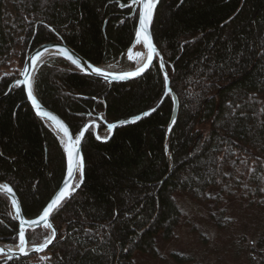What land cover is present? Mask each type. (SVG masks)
<instances>
[{
	"label": "trees",
	"instance_id": "16d2710c",
	"mask_svg": "<svg viewBox=\"0 0 264 264\" xmlns=\"http://www.w3.org/2000/svg\"><path fill=\"white\" fill-rule=\"evenodd\" d=\"M130 2L0 0V182L13 187L28 218L38 217L60 188L67 158L62 138L35 114L23 86L9 92L10 85L26 57L50 41L66 42L96 65L134 67L126 53L139 10L120 6ZM152 34L180 101L172 130L168 134L171 95L149 116L119 126L108 141H99L91 126L82 145L84 181L52 214L57 238L44 253L0 256V264L164 260L159 238L171 240L185 217L176 194L210 206L220 228L230 224L222 209L228 201L264 207V0H160ZM35 89L75 135L101 116L98 132L105 138L108 124L156 107L166 80L159 60L139 78L111 85L50 55ZM213 208L222 209L219 216ZM50 234L41 226L27 238L38 244ZM0 241H19L13 204L2 191ZM171 257L191 259L178 252Z\"/></svg>",
	"mask_w": 264,
	"mask_h": 264
},
{
	"label": "rangeland",
	"instance_id": "374dc122",
	"mask_svg": "<svg viewBox=\"0 0 264 264\" xmlns=\"http://www.w3.org/2000/svg\"><path fill=\"white\" fill-rule=\"evenodd\" d=\"M47 59L48 56L43 60ZM137 65L134 63V67L128 69H122L116 63L102 66L110 71L123 72ZM90 120L100 122L95 118ZM175 199L185 217L171 240L159 238V248L165 259L139 256L136 264H252L251 256L255 259L254 264H260L262 259L264 262V242L259 244L260 238H264V207H250L241 200L228 201L222 209L227 210L230 224L220 228L211 219L210 206L186 194H176ZM222 209L213 208L218 216ZM173 252L191 259L177 262L171 257Z\"/></svg>",
	"mask_w": 264,
	"mask_h": 264
},
{
	"label": "water",
	"instance_id": "95a60500",
	"mask_svg": "<svg viewBox=\"0 0 264 264\" xmlns=\"http://www.w3.org/2000/svg\"><path fill=\"white\" fill-rule=\"evenodd\" d=\"M160 2V0H158L157 4H156V8L153 10V15H152V21L149 25V28H148V31H149V34L151 35L152 37V42L153 44L155 45L156 47V53L153 55V59H152V63L150 64L149 68L146 69L143 73H141L140 75L138 76H125L126 73H132V72H135L137 70V68L139 67H142L143 66V63H146V58H145V61L141 64V65H138L136 66L134 69H131V70H127V71H123V72H116V71H110L106 68H104L102 65H96V64H93L92 62H90L88 59H86L84 56H82L79 52H77L74 48H72L71 46H69L66 42L62 41V40H59V41H50V42H46L42 45H40L39 47H37L35 50H33L25 59V62H24V65H23V68L21 70V73H20V76L19 78H17L11 85H10V88H9V92L16 86V85H20V86H23V88L25 89V92L27 94V99H28V102L30 103V105L32 106L35 114L46 120L47 122H49L54 128L55 130L58 132L59 136L62 138L64 137L65 138V141H66V137L64 136V133L56 126V124L49 120L47 117H44V116H41L38 114V110L37 108L35 107V105L33 104V101L29 98L28 96V85L27 84H24L23 81L27 78L31 81V85H32V93H33V96L35 97L36 99V102L40 105V110L42 111H47L49 113H51L52 115L56 116L60 121L63 122V124L68 128V131H69V134L72 136V139L73 141H75L77 139V137L79 136V133L80 132H83V136H80V143L78 145H76V148H75V153L76 155H78L79 158L82 159L83 161V167L82 169H80L79 171L75 172L74 173V178L69 180L68 178V174H67V168H68V154H67V150H66V145L64 143V148H65V152H66V158H67V168H66V174H65V177L63 179V182L60 186V188L58 189V191L54 194V196L52 197V199L55 197V195L59 192V190L64 187V184L65 182H68L70 186H74L76 185L77 183H79V186L78 187H75L74 190H71L70 189V195L65 198L62 203L70 198L76 191L77 189L80 187V185L83 183L84 181V168H85V161H84V155H83V151H82V145H83V142H84V139L88 133V130L91 126H94L95 129H94V133L97 137V139L101 142H105V141H108L109 139L112 138L115 130L119 127V126H122V125H125V124H131V123H135L139 120H135L133 121V118H129V119H126V120H120V121H117V122H114V123H110L108 124V129H109V134L107 137L105 138H101L99 136V132H98V128H99V124L100 122L98 121H94V120H90L91 118H95L97 120H101V116H98V117H91L88 122L78 131V133L75 135L70 126L66 123V121L60 117L56 112H54L53 110L49 109L48 107L44 106L38 96H37V93H36V89H35V77H36V74L40 68V66L43 64L44 62V58L46 56H50V55H59V56H62L63 58H65L66 60L67 57L63 54V52L61 51L62 49H67L69 51L70 54L73 55V58L74 59H78L80 60L81 64L85 66L86 68V71H82L80 68H78L75 64H73L70 60H68L69 62H71L74 67L80 71L81 73L85 74V75H89V76H94V77H97V78H100L108 83H110L111 85L114 83V82H127V81H131V80H134V79H137L139 78L140 76H142L145 72H147L150 67L154 64V62L156 60H159V63L161 65V68H162V71L164 73V76L165 74H167V77L168 79L166 80V91H165V94H164V97L162 98V100L160 101V103L154 107V108H151L149 110H146L144 112H148L149 115L154 113L160 106L161 104L164 102L165 98L168 96V95H171L172 96V99H173V102H174V106H173V112H172V116H171V120H170V123H169V127H168V134L170 133V131L172 130L173 126L175 125L177 119H178V115H179V108H180V101H179V98H178V95L174 92V90L172 89L171 87V82H170V77H169V74H168V71H167V68H166V64L164 62V58H163V55L161 53V51L158 49L155 41H154V37H153V34H152V26H153V20H154V17H155V12H156V9H157V6H158V3ZM120 6L122 8H127V7H130V6H134L133 8V14L136 13L137 10H139V13H140V5L138 3H133V0H131V2L129 4H120ZM139 24H140V16L138 18V23H137V29H136V32L137 30L139 29ZM131 50V51H130ZM139 52L141 53V57L140 58H136V53ZM146 55L147 56V48L143 45V42H141L140 44H137L136 43V34H135V39L132 43V45L130 46V48L128 49L127 53H126V56L128 58L129 61L133 62V63H137L140 61V59ZM132 57V58H130ZM88 65H91L92 67H97V68H100L102 70V72L104 73V75H99L97 73H94L92 71V68H89L87 67ZM120 76H125V78L123 79H120L118 77ZM21 82V83H18ZM90 98V97H88ZM154 109V110H153ZM143 112V113H144ZM143 113H141L140 116L141 119L143 117H147V116H144ZM122 121H127V123H121ZM110 125H115L114 127H110ZM63 140V139H62ZM64 141V140H63ZM64 141V142H65ZM167 151H168V148H167ZM3 185H7L9 188H11V192L7 191L6 189H4L3 187H0V191L4 192L5 194H7L11 200V203L13 204V201H16L18 206H19V212L17 211V206L13 204V209H14V213H15V217L17 219V221L19 222V232L21 230V222L22 221H31V220H37V218L42 214H40L38 217L36 218H28L24 215L23 213V210H22V205H21V202H20V199L17 195V193L15 192V190L13 189V187L9 184H5V183H2L0 182V186H3ZM51 201V200H50ZM61 203V205H62ZM60 205V206H61ZM59 206V207H60ZM56 210V209H55ZM54 210V211H55ZM53 211V213H54ZM52 213V214H53ZM52 214L49 216L48 218V221L49 223L52 224V227L53 229H55V239L57 238L58 236V229L57 227L55 226V224L53 223L52 221ZM41 226H44L43 223H39V224H36V225H30L28 223H25L23 225L24 227V231H25V238H26V241H27V244L25 246V250H26V253L27 255H31V254H40V253H44L46 252L50 246L53 244V242L55 241V239L53 240V242L51 244H49L46 248H44L42 251H36L35 249L40 245L42 244L44 241H42L41 243H38V244H30L29 241H28V238H27V231L29 229H32V228H38V227H41ZM51 233H52V229H51ZM51 236V234H50ZM49 236V237H50ZM0 249H2V251H0V256H5L6 258H17V257H20V256H27L25 255L24 253H21L19 251V241L17 244H7V243H2L0 241Z\"/></svg>",
	"mask_w": 264,
	"mask_h": 264
},
{
	"label": "snow or ice",
	"instance_id": "6c2138e0",
	"mask_svg": "<svg viewBox=\"0 0 264 264\" xmlns=\"http://www.w3.org/2000/svg\"><path fill=\"white\" fill-rule=\"evenodd\" d=\"M158 0H133V3H138L140 5V24L139 29L136 32V43L140 44L143 42V45L147 48V56H146V63H143L142 67L137 68L135 72L132 73H126L125 76H138L141 73H143L146 69L149 68L150 64L152 63L153 55L156 53V47L152 42V37L149 34L148 28L152 21V15L153 10L156 8ZM63 54L67 57L68 60H70L73 64H75L78 68H80L82 71H86V68L84 65L81 64L80 60L74 59L73 55L69 53L67 49L61 50ZM131 51V50H130ZM141 53H136V58H140ZM132 58V57H130ZM87 67L92 68V71L94 73H97L99 75H104L102 70L97 67H92L91 65H88ZM125 76H120L118 78L123 79ZM167 74H165V80H167ZM18 83H21L18 81ZM24 84L28 85V96L33 101V104L38 110V114L44 117H47L49 120L53 121L56 126L64 133V136L67 138L66 143V150L68 154V168H67V174L69 180L74 178V173L82 169L83 167V161L81 158L78 157L75 153L76 145L80 143V136H83V132L79 133V136L75 141H73L72 136L69 134L68 128L63 124L62 121H60L56 116L52 115L51 113L47 111L40 110V105L36 102L35 97L32 93V85L31 81L29 79H25L23 81ZM154 110V109H153ZM144 116L149 115L148 112L143 113ZM141 119L140 116H136L133 118V121ZM121 123H127V121H122ZM115 125H110V127H114ZM79 183H77L74 186H70L68 182H65L64 187H62L59 192L55 195L53 199L47 204V206L43 209L42 214L37 218V220H31V221H22L21 222V230L19 232V251L21 253H24L27 255L25 246L27 244L26 238H25V231L23 225L25 223H28L30 225H36L39 223H43L44 227L48 229H52V233L50 237H45L44 242L40 244L35 250L36 251H42L44 248H46L49 244L53 242L55 239V229H53L52 224L49 223L48 218L53 213L55 209H57L62 201L67 198L70 195V189L74 190L75 187H78ZM6 189L7 191L11 192V188H9L7 185L0 186ZM13 204L17 206V211L19 212V206L16 201H13ZM2 251V249H0Z\"/></svg>",
	"mask_w": 264,
	"mask_h": 264
},
{
	"label": "bare ground",
	"instance_id": "6f19581e",
	"mask_svg": "<svg viewBox=\"0 0 264 264\" xmlns=\"http://www.w3.org/2000/svg\"><path fill=\"white\" fill-rule=\"evenodd\" d=\"M145 58H146V55H144L141 59H140V61L138 62V65H141L144 61H145ZM137 65V66H138ZM62 139L65 141V138L64 137H62ZM63 143H65V142H63ZM65 145H66V143H65Z\"/></svg>",
	"mask_w": 264,
	"mask_h": 264
}]
</instances>
